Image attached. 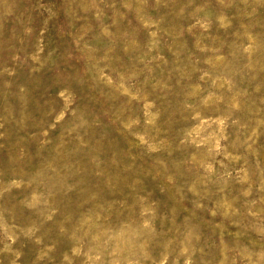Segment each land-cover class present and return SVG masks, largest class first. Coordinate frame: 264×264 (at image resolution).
Segmentation results:
<instances>
[{
  "label": "rangeland",
  "instance_id": "374dc122",
  "mask_svg": "<svg viewBox=\"0 0 264 264\" xmlns=\"http://www.w3.org/2000/svg\"><path fill=\"white\" fill-rule=\"evenodd\" d=\"M0 264H264V0H0Z\"/></svg>",
  "mask_w": 264,
  "mask_h": 264
}]
</instances>
